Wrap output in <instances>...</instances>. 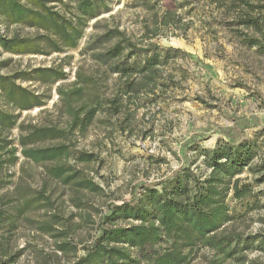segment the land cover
Returning <instances> with one entry per match:
<instances>
[{"label":"trees","instance_id":"1","mask_svg":"<svg viewBox=\"0 0 264 264\" xmlns=\"http://www.w3.org/2000/svg\"><path fill=\"white\" fill-rule=\"evenodd\" d=\"M163 1L129 0L127 8L144 14L138 21V33H126L119 28L116 15L102 17L111 12L107 0H69L74 11L70 13L71 19L46 6L45 0H0V16L8 24H21L44 33L33 38L0 36V48L15 55H45L42 46L51 53L76 49L87 24L95 21L79 52L88 61L87 68L78 66L74 81L56 88L59 102L54 110L58 121L17 124L18 116L0 110V168L14 165L20 157L35 165L47 164L45 178L67 189L76 209L84 207L87 195L103 194L102 188L80 167L96 161L97 156L77 149L75 136L83 135L99 114L105 115L118 131L130 132L137 110L176 88L175 76L167 73L166 67L184 52L161 48L153 40L183 26L177 14L183 3L170 7L163 5ZM210 3L226 17L218 23L228 27L240 45L264 54V5L254 0ZM65 78V72L54 67L34 68L0 75V91L7 103L26 111L43 105L14 80L56 83ZM16 125L19 135L14 145L4 132ZM42 142L46 145H37ZM195 150L203 158L205 174L197 175L190 168H183L155 187L142 188L130 202L108 205L101 220L103 227L89 246L82 248V256H76L77 246L72 237L78 227L72 222L76 215L65 217L55 211L44 182L40 190L21 196L13 213L0 210V264H12L18 257L11 253L10 243L17 223L23 220L53 240L60 258L71 255L69 264H189L192 249L198 246L211 254L209 264H241L246 251L264 254L263 233L243 236L227 227L241 217L233 213L227 200L239 202L249 210L251 204L242 201L251 195L253 184L264 182V158L251 166L260 152L264 155V148L254 140L236 145L218 140L212 149ZM245 169L254 177L253 183L237 178ZM2 185L0 180V188ZM38 210L42 211L41 220L26 218L27 213ZM118 221L127 224L116 225ZM82 222L92 224L91 216L86 214ZM48 258L39 264H47Z\"/></svg>","mask_w":264,"mask_h":264},{"label":"rangeland","instance_id":"2","mask_svg":"<svg viewBox=\"0 0 264 264\" xmlns=\"http://www.w3.org/2000/svg\"><path fill=\"white\" fill-rule=\"evenodd\" d=\"M107 1L111 12L102 17L114 14L120 29L126 33H138V21L144 13L127 8L129 0ZM181 2L183 7L177 10V14L183 26L172 28L166 36L153 40L161 48L184 52L166 67L167 73L175 76L176 88L137 110L130 132L118 131L105 115L99 114L83 135L75 136L77 149L97 156L96 161L80 167L102 188L103 194L87 195L83 199L84 207L76 209L70 201L68 190L45 178L44 167L47 164L35 165L20 157L14 165L5 164L0 168L3 184L0 188V210L13 213V206H19L17 200L21 196L40 190L46 182L55 211L58 210L65 217L76 215L72 222L78 227L72 237L77 246L76 256H82V248L89 246L103 227L101 220L107 213L108 205L130 202L139 196L142 188L155 187L183 168H190L197 175L205 174L203 158L196 152V147L212 149L218 140L235 145L243 140H254L264 148V54L255 48L240 45L232 31L218 23L226 17L214 9L210 0H165L162 4L175 7ZM254 2L264 5V0ZM45 4L72 18L70 13L74 11L69 0H45ZM262 13L264 15V10ZM94 22L87 24L76 49H67L62 53H51L42 46L45 55H15L0 48L1 76L47 67H54L66 74L64 80L56 83L14 80L16 85L37 96L43 106L21 111L7 103L0 91V110L18 116L17 124L58 121L59 116L54 110L59 102L56 88L59 84L73 82L78 66L84 70L87 68L88 61L79 52L93 31ZM236 30L247 32L242 27ZM42 34L36 28L10 25L0 16V36L33 38ZM254 36L258 37L257 34ZM17 126L4 132V136L14 145H17L19 135ZM263 158L260 152L259 158L251 166ZM237 178H247L246 181L253 183L254 177L245 169ZM156 188L159 189V186ZM227 202L231 204L233 213L241 216L227 226L230 232L243 236L264 234V182L253 184L251 195L242 201L245 205L251 204L249 210L239 202H231L230 198ZM41 214L42 211L38 210L25 216L41 220ZM86 214L91 216L92 224L82 222ZM125 224L123 221L116 223L119 226ZM17 227L10 249L18 257L12 264H39L47 256V264H69L67 260L73 259L71 255L60 258V254L54 250L53 240L36 232L30 223L19 221ZM243 256L245 261L241 264H264V254L246 251ZM210 257L205 248L198 246L192 249L189 264H209Z\"/></svg>","mask_w":264,"mask_h":264},{"label":"bare ground","instance_id":"3","mask_svg":"<svg viewBox=\"0 0 264 264\" xmlns=\"http://www.w3.org/2000/svg\"><path fill=\"white\" fill-rule=\"evenodd\" d=\"M37 110V109H36Z\"/></svg>","mask_w":264,"mask_h":264}]
</instances>
